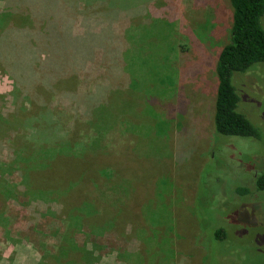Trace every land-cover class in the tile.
Returning a JSON list of instances; mask_svg holds the SVG:
<instances>
[{
    "label": "rangeland",
    "instance_id": "374dc122",
    "mask_svg": "<svg viewBox=\"0 0 264 264\" xmlns=\"http://www.w3.org/2000/svg\"><path fill=\"white\" fill-rule=\"evenodd\" d=\"M89 1L96 22L102 10L115 18L105 27L124 36L123 69L136 79V88L133 97L125 87L123 104L137 121L130 125L136 127L139 152L158 172L159 181L150 185L156 198L142 201V214L124 206L125 235H97L87 227L72 231L62 221V203L54 198L59 194L34 192L8 162L1 163L0 264H46L44 248L55 237L87 244L94 249V264H125L123 258L145 248L152 264H264V191L255 186L264 171V62L233 75L238 110L258 135H224L214 122L216 63L233 23L230 0ZM103 88L114 89L115 82L110 78ZM26 101L0 70V116L7 119L17 108L24 110ZM14 119L20 133L22 122L18 116L12 125ZM8 123L4 141L11 138ZM157 162L170 163L172 169ZM33 170L37 173V166ZM242 188L249 191L239 193ZM218 229L226 231L227 239L217 238ZM185 237L192 239L177 248Z\"/></svg>",
    "mask_w": 264,
    "mask_h": 264
},
{
    "label": "trees",
    "instance_id": "16d2710c",
    "mask_svg": "<svg viewBox=\"0 0 264 264\" xmlns=\"http://www.w3.org/2000/svg\"><path fill=\"white\" fill-rule=\"evenodd\" d=\"M81 1L0 0V70L27 99L24 110L17 108L7 119L0 116V164L8 162L11 172H19L34 192L59 194L54 198L62 203V221L72 231L87 227L97 235L107 231L125 235L124 206L142 214V201L156 198L150 185L158 172L139 152L136 127L130 125L137 121L123 104L125 87L129 85L133 97L136 88V79L128 78L123 69L124 36L105 27L115 18L100 10L97 23L93 4ZM230 2L231 35L216 63L215 129L224 135L256 136L257 128L238 110L233 75L264 62V0ZM102 6L98 4L99 9ZM110 78L115 88L107 91L103 86ZM18 116L24 129L20 133L15 119L12 125ZM8 120L11 138L4 141ZM158 164L172 169L170 163ZM255 186L264 191V171L256 176ZM135 232L133 225L131 235ZM216 235L227 239L222 237L224 229ZM55 238L44 248L46 264H94V249L87 244H79L76 237ZM190 239L185 237L177 248ZM128 257L123 258L125 264L153 262L146 248Z\"/></svg>",
    "mask_w": 264,
    "mask_h": 264
},
{
    "label": "flooded vegetation",
    "instance_id": "af4514ba",
    "mask_svg": "<svg viewBox=\"0 0 264 264\" xmlns=\"http://www.w3.org/2000/svg\"><path fill=\"white\" fill-rule=\"evenodd\" d=\"M226 235V231L224 230V235H223V237Z\"/></svg>",
    "mask_w": 264,
    "mask_h": 264
}]
</instances>
